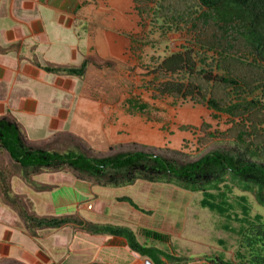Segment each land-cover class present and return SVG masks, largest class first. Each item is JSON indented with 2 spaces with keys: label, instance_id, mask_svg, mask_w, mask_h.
I'll list each match as a JSON object with an SVG mask.
<instances>
[{
  "label": "crops",
  "instance_id": "1",
  "mask_svg": "<svg viewBox=\"0 0 264 264\" xmlns=\"http://www.w3.org/2000/svg\"><path fill=\"white\" fill-rule=\"evenodd\" d=\"M140 27L133 0H0V119L13 122L35 147L62 135L116 141L127 120L112 116L107 95L113 71L126 77L129 66L138 67L141 50L134 53L132 42ZM84 61L89 63L82 78L43 70L77 69ZM2 170L12 174L8 195L20 199L31 215L126 228L140 245V238L150 240L140 231L149 230L169 237L160 246H146L161 251L168 252L163 245L170 243L184 247L188 220L199 221L201 213L217 215L202 206L201 193L194 196L171 185L137 181L105 189L63 171H40L30 180L49 189L35 191L12 167ZM2 196L0 264H144L121 238L85 234L72 225L31 231ZM221 217L232 221L229 215ZM190 249L187 254L196 253Z\"/></svg>",
  "mask_w": 264,
  "mask_h": 264
},
{
  "label": "trees",
  "instance_id": "2",
  "mask_svg": "<svg viewBox=\"0 0 264 264\" xmlns=\"http://www.w3.org/2000/svg\"><path fill=\"white\" fill-rule=\"evenodd\" d=\"M160 4L157 13L159 12L158 15L164 19V23L175 24L183 19L191 23L188 32L201 54L224 55L235 50L237 42L244 51L250 50L259 61L264 62V0H161ZM188 7H193L195 17H192L193 13L187 12ZM154 12L150 10V13ZM132 45L134 53L143 46L135 39ZM88 63L84 61L77 69L49 66L43 70L51 74L82 78ZM149 73L154 77L144 88L147 90L151 88L155 98L170 96L176 100L202 103L213 112V116L224 114L234 118L237 115L240 118L239 123L248 121L252 109H261L257 101L251 104L241 101L234 105H220L214 99L205 98L200 86L190 81L172 80L171 76L176 74L187 77L196 75L205 82L220 84L234 92L240 93L245 88L240 86V83H246L238 81L230 73L229 76H215L210 71L197 69V63L189 50L164 57ZM160 78L166 79L161 82ZM262 89L264 90V85ZM149 110L150 107L146 103L137 99L129 98L125 102V111L129 115H145ZM247 136L248 133L244 129L237 133V138L241 142H244ZM61 142L62 137H58L40 147L30 146L13 122L0 119V149L13 163V170L20 173L35 191H45L49 188L33 183L30 176L40 171L58 172L66 167L77 179L94 181L101 186L120 188L131 186L136 181H143L174 184L190 192H200L204 208L220 216L229 215V219L236 221H238L236 217H231L234 208L227 199L232 187L244 192H254L257 203L264 208V165L246 158L245 153L215 151L193 162L178 164L171 159L144 152H122L103 158L89 157L67 149L58 152L54 148L61 147ZM246 146L251 157L258 155V146L253 142ZM8 175L12 174L0 169V192L3 201L17 212L25 227L31 231L58 229L66 225L78 226L82 232L90 235H107L123 239L132 253L151 264H180L186 261L155 247L140 245L133 233L126 228L84 224L75 217L37 218L29 213L20 199L8 195ZM120 201L132 205L128 199ZM243 201L244 199L241 201L242 204ZM241 215L237 235L240 237V246L235 252V262L217 257L210 260V263L264 264V219L255 215L250 221L249 209L244 205L241 206ZM140 233L154 242L164 244L169 241L168 236L149 230H141Z\"/></svg>",
  "mask_w": 264,
  "mask_h": 264
},
{
  "label": "rangeland",
  "instance_id": "3",
  "mask_svg": "<svg viewBox=\"0 0 264 264\" xmlns=\"http://www.w3.org/2000/svg\"><path fill=\"white\" fill-rule=\"evenodd\" d=\"M160 1L133 0L141 18V32L135 39L138 44L143 45L140 48L141 53L138 55V67L136 69L135 66H129L126 77L113 71L110 93L109 95L106 94L110 101L112 100V116L117 118L119 115L126 116L127 123L122 126L123 129H126L120 132L116 141L111 142L101 139L85 142L70 135H62L61 147L54 149L58 152H64L66 149L74 150L94 158L108 157L122 152H144L171 159L178 164L193 162L203 155L215 151H225L231 154L245 153L246 158L264 165V90L262 89L264 85V62L259 61L250 50L244 51L240 47V43L237 42L235 43V50L224 55H219V53L201 54L198 50L199 47L194 45L188 32L191 23H188L186 19L178 20L177 25L176 23L173 24L174 22L164 23V19L158 15L159 12L157 13V7H161ZM188 8L187 12L193 13L192 17H195L193 7ZM150 10L155 12L150 13ZM196 11L197 9H195ZM188 50L197 63V69L210 71L215 76H229L228 73H230L238 81L245 82L246 84L240 83V86H245V88L243 87L244 89L240 93L234 92L220 84L205 82L196 75L187 77L176 74L171 76L172 80L190 81L200 86L205 98L214 99L220 105H234L241 101L251 104L257 101L261 109H252L249 113L250 118L247 116L248 121L239 123L240 118L237 115L234 118L224 114L213 116V112L202 103H195L191 100H176L170 96L155 98L151 88L150 90L144 88L153 80L154 75L149 72L155 68L158 62L170 54ZM225 64L228 66L226 67ZM165 79L160 78L159 81L164 82ZM126 98H133L146 103L150 110L145 115L126 114L122 107V102ZM243 124L244 127H242ZM241 129L248 133L244 142L237 138V133ZM249 142L258 146L256 157H251L247 150L246 144ZM4 167L11 168L13 163L8 155L0 149V169ZM62 171L73 175L66 167L58 172ZM84 181L91 182L93 186L100 188H113L101 186L90 180ZM164 185H171L194 196L200 195V192H190L174 184ZM228 199L234 208L233 215L238 218V221L228 222L219 215L213 217L210 213H201L198 215L199 221H191V219L187 221L186 232L182 238L184 247L176 245V248L172 243L163 245V247H167L168 253L172 256L186 260L180 264H199L200 261L205 262V264H214L210 263V260H215L220 253H222V259L235 262V252L239 250L240 246V237L237 236L236 232L240 227L238 222L242 218L241 206L248 207V219L250 221L255 215L264 219V208L257 203L254 192H244L236 187H232ZM242 199H244L243 204ZM195 204L192 202L193 207ZM89 207L90 204L87 208L90 209ZM194 218L197 217L194 216ZM224 225L227 227L224 228ZM73 227L82 232L80 227ZM140 239L144 241L143 245L145 246L161 245V243L151 240ZM173 243L177 244L180 241L174 240ZM190 247L196 249L195 254H187V250H191ZM143 260L145 259L141 258V261Z\"/></svg>",
  "mask_w": 264,
  "mask_h": 264
},
{
  "label": "water",
  "instance_id": "4",
  "mask_svg": "<svg viewBox=\"0 0 264 264\" xmlns=\"http://www.w3.org/2000/svg\"><path fill=\"white\" fill-rule=\"evenodd\" d=\"M144 264H151L148 260H144Z\"/></svg>",
  "mask_w": 264,
  "mask_h": 264
}]
</instances>
